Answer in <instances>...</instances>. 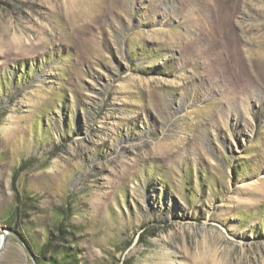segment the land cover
I'll use <instances>...</instances> for the list:
<instances>
[{
    "label": "rangeland",
    "instance_id": "obj_1",
    "mask_svg": "<svg viewBox=\"0 0 264 264\" xmlns=\"http://www.w3.org/2000/svg\"><path fill=\"white\" fill-rule=\"evenodd\" d=\"M3 228L38 264H264V0H0Z\"/></svg>",
    "mask_w": 264,
    "mask_h": 264
},
{
    "label": "water",
    "instance_id": "obj_2",
    "mask_svg": "<svg viewBox=\"0 0 264 264\" xmlns=\"http://www.w3.org/2000/svg\"><path fill=\"white\" fill-rule=\"evenodd\" d=\"M13 235L17 238V240L19 241V243L22 244V246L25 248V250L31 255V252L29 251V249L25 246L24 242L22 241V239L15 233L13 232L12 230L10 229H6V228H3L2 229V234L0 236V253L2 252L4 246L6 245V241H7V236L8 235ZM32 256V259H33V263L34 264H38L35 257L33 255Z\"/></svg>",
    "mask_w": 264,
    "mask_h": 264
},
{
    "label": "bare ground",
    "instance_id": "obj_3",
    "mask_svg": "<svg viewBox=\"0 0 264 264\" xmlns=\"http://www.w3.org/2000/svg\"><path fill=\"white\" fill-rule=\"evenodd\" d=\"M213 252V251H212ZM217 254V253H216ZM211 257H212V255H211ZM214 258V257H213ZM213 262H214V264H225L226 262H224L223 261V259H220V258H218V257H215L214 259H213Z\"/></svg>",
    "mask_w": 264,
    "mask_h": 264
}]
</instances>
